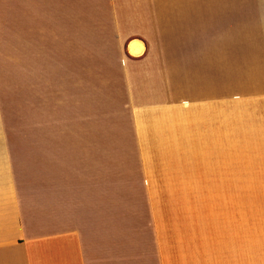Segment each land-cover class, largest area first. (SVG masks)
I'll return each instance as SVG.
<instances>
[{
	"label": "crops",
	"instance_id": "0c3cea01",
	"mask_svg": "<svg viewBox=\"0 0 264 264\" xmlns=\"http://www.w3.org/2000/svg\"><path fill=\"white\" fill-rule=\"evenodd\" d=\"M135 11L140 37L87 39ZM86 58L117 82L31 77ZM4 59L30 76L0 82V264H241L224 204L264 186V0H0Z\"/></svg>",
	"mask_w": 264,
	"mask_h": 264
},
{
	"label": "rangeland",
	"instance_id": "374dc122",
	"mask_svg": "<svg viewBox=\"0 0 264 264\" xmlns=\"http://www.w3.org/2000/svg\"><path fill=\"white\" fill-rule=\"evenodd\" d=\"M128 2L135 8L143 2L154 4L162 0H118ZM141 11H135L134 21L128 27L105 26L94 28L86 27L87 39L97 37L112 38L126 35L127 37H140L142 31ZM109 54H112L109 52ZM68 61L62 59H38L32 60L31 77L34 81L49 82L53 84L86 82L97 84H109L117 82L113 72L119 67V61L115 58H86L84 61L85 72L78 77L69 69ZM72 65V64H71ZM17 65L13 59L0 60V82L12 84L30 75H22L16 72ZM225 225L241 227V264H264V186L229 188V199L224 204ZM239 212V220L235 213Z\"/></svg>",
	"mask_w": 264,
	"mask_h": 264
},
{
	"label": "bare ground",
	"instance_id": "6f19581e",
	"mask_svg": "<svg viewBox=\"0 0 264 264\" xmlns=\"http://www.w3.org/2000/svg\"><path fill=\"white\" fill-rule=\"evenodd\" d=\"M129 50L132 54H136V55L141 54V52L143 51V45L139 41L133 42L130 44Z\"/></svg>",
	"mask_w": 264,
	"mask_h": 264
}]
</instances>
